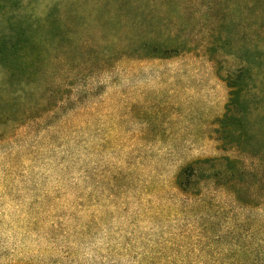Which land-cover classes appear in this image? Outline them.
Instances as JSON below:
<instances>
[{
  "label": "rangeland",
  "instance_id": "374dc122",
  "mask_svg": "<svg viewBox=\"0 0 264 264\" xmlns=\"http://www.w3.org/2000/svg\"><path fill=\"white\" fill-rule=\"evenodd\" d=\"M53 1L0 0V36L31 26L42 38ZM114 1L98 6L108 10ZM124 2L145 13L122 33L94 10L67 23L71 38L80 40L71 48L88 42L98 57L81 55L86 48L76 53L64 104L70 112L80 100L81 116L63 144H36L43 130L8 128L0 117V264H136L205 255L198 250L211 234L203 231L209 216L184 192H219L236 213L239 206L223 192H261L264 64L245 52L243 0ZM155 32L174 36L181 53L165 44L168 57H145L134 34ZM40 45L45 53V41ZM54 63V70H67ZM245 69H253L250 84L241 77ZM3 79L0 66V92ZM13 89L29 95L18 84ZM205 158H220V169L223 158L236 161L243 188L200 175L184 188L190 178L181 172Z\"/></svg>",
  "mask_w": 264,
  "mask_h": 264
},
{
  "label": "trees",
  "instance_id": "16d2710c",
  "mask_svg": "<svg viewBox=\"0 0 264 264\" xmlns=\"http://www.w3.org/2000/svg\"><path fill=\"white\" fill-rule=\"evenodd\" d=\"M98 1L105 0L53 1L52 9L48 12V28L44 31L42 38L39 35H32L31 26L29 29L22 26L11 27L10 32L0 36V66L4 72L3 85L6 88L0 92V117L4 118L1 121L2 124L13 129L30 124L36 133L43 130V135L36 139V144L53 145L56 139H59L60 145L63 144L65 137L69 134L67 132L74 128L81 116L76 108L80 100L76 102L70 112L66 111L67 106L64 104L67 101L64 84L68 82L70 74L73 73L76 53L81 48H86L87 53L81 52V55L86 54L88 58L94 60L98 57L97 50L85 47L88 42L80 44L81 48L74 51L78 45L76 43L80 40L71 38L72 35H75L74 27L68 26L67 23L73 17H78L85 9L94 10L98 15H107L110 24L113 22L114 26H117L119 32L122 33L127 26L132 27L134 24H130L132 20L141 19L145 13L140 5H130L127 8L124 0H115L108 10L99 7ZM12 5L16 7L14 1H12ZM5 6L7 7L8 4H4L3 7L6 8ZM243 7L247 15L243 18V21L246 22L243 45L248 48L245 52H250L254 63L261 66L264 64V0H243ZM100 8L102 9L100 10ZM9 9L10 7L7 8V10ZM161 23L160 20L153 27L159 30L156 26L160 27ZM249 32L252 34L248 35ZM158 35L156 32L154 34H134L135 43L139 44L137 50L145 53V57L148 58H162L164 55L168 57L163 47L165 44H169L176 49L172 51L174 55L181 53L182 44H177L174 36L168 35V38H165V36ZM42 40L46 43L45 53L40 45ZM71 46L75 47L72 49ZM119 53L110 59H119ZM54 56L59 58H54ZM54 61L61 65L62 69L67 70L64 72L54 70L56 69ZM46 65L53 69L49 70ZM73 70L77 71V69ZM242 72L241 77L249 84L252 83L253 69L251 72L249 69ZM75 73L77 76L79 75L77 72ZM17 84L23 88V91H29L27 97L22 98L20 95L14 94L13 86ZM219 162L220 158H205L187 165L181 172L188 174L187 177L190 178L184 188L194 187V177L200 175L202 181H216L219 184L223 179H226L224 185L235 190L242 189L241 181L244 169H240L236 161L224 158L225 166L220 169L218 168ZM195 167H199L200 170ZM179 177L177 174L174 179V184L178 186L181 184ZM259 183L261 192L222 193L233 197V201L240 208V213L228 211V205L218 195L219 192H214L211 195L206 192H184L193 201L198 209L197 212L209 216L207 223L203 226V231H209L211 234L205 237L208 240L206 246L202 245L198 250V252L206 254L181 259L146 258L135 263L264 264L263 177ZM217 218L221 222L216 223L215 219Z\"/></svg>",
  "mask_w": 264,
  "mask_h": 264
}]
</instances>
